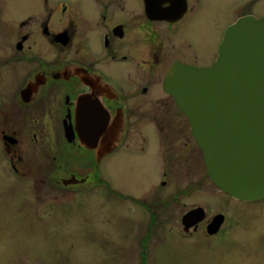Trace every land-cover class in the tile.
I'll return each instance as SVG.
<instances>
[{
	"label": "flooded vegetation",
	"instance_id": "af4514ba",
	"mask_svg": "<svg viewBox=\"0 0 264 264\" xmlns=\"http://www.w3.org/2000/svg\"><path fill=\"white\" fill-rule=\"evenodd\" d=\"M260 2L0 0V161L12 180L31 183L28 198L44 203L35 209L37 220L59 219L57 209L61 216L62 210L78 209L85 190L76 188L88 182L102 186L105 201L108 195L116 196L147 214L155 212L156 200L162 208V195L172 189L173 169L181 161L173 143L176 138L168 134L178 133L170 125L172 118L179 131L187 127L205 167L189 122L165 91L164 79L177 64L211 65L230 26L244 17L264 19ZM84 135L90 136L88 146L82 142ZM111 140L116 141L112 146ZM29 143L40 153L34 155V163L26 155ZM121 153L139 157L149 153L155 160L148 191L153 199H139L124 186H116L109 158ZM40 156L53 163L48 172L43 171L45 159ZM34 172L38 177L47 172L44 177L54 186L76 190L64 202L56 201L57 196L44 202ZM177 197L172 196L171 202L177 201L183 209L191 206L181 214V223L186 213L201 209L197 222L187 229L182 224L184 237L191 238L203 228L212 248L219 249L235 220L229 219L227 229V216L220 210L209 216L205 201L185 204ZM235 201L264 204V200ZM219 215L215 228L213 221Z\"/></svg>",
	"mask_w": 264,
	"mask_h": 264
},
{
	"label": "rangeland",
	"instance_id": "374dc122",
	"mask_svg": "<svg viewBox=\"0 0 264 264\" xmlns=\"http://www.w3.org/2000/svg\"><path fill=\"white\" fill-rule=\"evenodd\" d=\"M260 5L264 8V0ZM224 19L221 17L219 21ZM209 55L210 52H206L205 59ZM176 122V118L170 119V125L178 133L173 134L172 130L168 134L176 138L173 143H177L181 161L173 169L172 189H166L162 202L160 200L162 208L166 209L158 207L156 200V210L151 214L141 212L128 200L120 201L116 196L108 195L105 201L102 186L88 182L92 193L86 191L87 185L76 188L85 190L82 194H86H81L82 205L78 209L62 210L63 216L57 209L59 219L37 220L35 209L44 203L28 198L31 183L21 185L12 180L0 161V264H264V204L236 202L215 187L189 130L182 127L179 131ZM28 146L26 150L31 157L25 153L34 163L38 148L31 143ZM40 157L45 159L42 160L43 171L53 168L46 156ZM109 160V172L116 186H124L139 199H153L154 194L148 191L152 177L150 167L155 160H150L149 153L144 157L121 153L112 155ZM27 161L30 164L31 160ZM47 172L41 177L32 173L33 179H39L35 186L40 199L48 202L52 196H57L56 201L64 202V197L76 189L54 186L44 177ZM193 182V190L187 194ZM201 194L203 199L199 197ZM172 196L182 197L185 204L205 201L209 216L219 210L227 216V229L229 219L235 220L236 225L226 230L227 238L219 249L212 248L209 239L204 237L203 228L191 238L184 237L180 217L191 206L183 209L177 201L171 202ZM151 222L153 224L149 225Z\"/></svg>",
	"mask_w": 264,
	"mask_h": 264
},
{
	"label": "water",
	"instance_id": "95a60500",
	"mask_svg": "<svg viewBox=\"0 0 264 264\" xmlns=\"http://www.w3.org/2000/svg\"><path fill=\"white\" fill-rule=\"evenodd\" d=\"M164 89L187 118L211 183L235 200H263L264 19L237 20L225 31L210 66L177 64ZM89 138L82 137L84 145ZM200 212L183 216L185 229L202 218ZM220 220L216 216L215 228Z\"/></svg>",
	"mask_w": 264,
	"mask_h": 264
}]
</instances>
